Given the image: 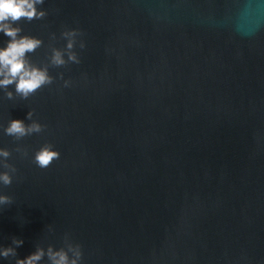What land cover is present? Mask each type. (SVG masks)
Returning <instances> with one entry per match:
<instances>
[{
  "label": "water",
  "instance_id": "water-1",
  "mask_svg": "<svg viewBox=\"0 0 264 264\" xmlns=\"http://www.w3.org/2000/svg\"><path fill=\"white\" fill-rule=\"evenodd\" d=\"M36 8L14 26L50 82L0 88V264H264V0Z\"/></svg>",
  "mask_w": 264,
  "mask_h": 264
},
{
  "label": "clouds",
  "instance_id": "clouds-1",
  "mask_svg": "<svg viewBox=\"0 0 264 264\" xmlns=\"http://www.w3.org/2000/svg\"><path fill=\"white\" fill-rule=\"evenodd\" d=\"M40 3H43V0H0V32L10 37L6 45L0 47V88L15 83L16 92L23 97H27L43 84L50 82L47 70L31 65L26 57V53L34 51L41 44V41L35 37L19 36L21 29L14 26L15 22L21 18L31 20L42 17L44 12L38 11L36 8V5ZM68 47H72L71 42H69ZM70 59H75V57L70 56ZM53 62L56 64L64 63L59 51L55 52ZM7 95L11 97L12 93L8 92ZM39 130V124L26 126L21 120H11L4 129L6 134L16 136H24ZM8 155L6 150L0 149V156L6 157ZM58 157L57 151L50 147H43L35 154V161L39 167L44 168ZM0 180L9 183L10 177L6 173H2ZM4 199V197H0V203ZM9 251L11 250H3L0 255H7ZM43 254V250H38L19 261L18 264H36ZM49 255L53 264H77L76 260L69 261L63 251L52 252L50 249Z\"/></svg>",
  "mask_w": 264,
  "mask_h": 264
}]
</instances>
